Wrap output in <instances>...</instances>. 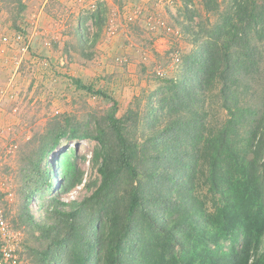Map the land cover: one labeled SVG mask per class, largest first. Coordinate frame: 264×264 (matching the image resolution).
<instances>
[{"label":"trees","instance_id":"16d2710c","mask_svg":"<svg viewBox=\"0 0 264 264\" xmlns=\"http://www.w3.org/2000/svg\"><path fill=\"white\" fill-rule=\"evenodd\" d=\"M219 2L203 0V8L217 11ZM104 12L99 6L79 18L80 46L95 45L98 33L89 40L84 24ZM263 59L264 0H230L207 39L185 56L181 75L151 92L152 126L141 142L136 110L117 116L114 99L91 130L54 117L18 188L17 224L37 230L42 242L34 264H264V98L256 106L243 98V80ZM216 81L226 119L211 128L202 103ZM62 138L98 144V182H86L91 192L79 200L62 198L83 181L75 149L48 161ZM200 185L206 194L196 192Z\"/></svg>","mask_w":264,"mask_h":264},{"label":"rangeland","instance_id":"374dc122","mask_svg":"<svg viewBox=\"0 0 264 264\" xmlns=\"http://www.w3.org/2000/svg\"><path fill=\"white\" fill-rule=\"evenodd\" d=\"M219 1L217 11L207 12L203 0H0V208L11 232L8 247L15 264H34L35 249L42 247L37 230L17 224L18 188L23 165L54 117L61 121L70 116L72 124L91 130L93 118L107 114L114 99L117 116L136 110L133 129L141 142L151 131V92L163 79L181 75L185 56L207 39L210 28L229 10L230 0ZM99 6L105 8L103 16L95 17L96 21L88 17L84 24L89 40L98 33L97 42L92 48L89 42L80 46L78 20ZM93 22H98L97 27ZM16 32L24 36L26 51L20 43L2 40L3 34ZM176 53L180 60L175 63ZM159 69L163 76L157 74ZM72 78L108 97L77 87ZM243 82L247 87L243 98L250 105L260 104L264 59L260 69ZM219 88L216 81L202 103L211 128L226 119ZM164 117L158 126L164 124ZM97 147L94 139L62 138L50 153L48 161L68 148L75 149L84 171L82 183L63 199L79 200L91 192L84 184L98 180L92 159ZM196 192L206 194V188L200 185ZM32 210L39 218L35 198Z\"/></svg>","mask_w":264,"mask_h":264},{"label":"built area","instance_id":"2783aa9c","mask_svg":"<svg viewBox=\"0 0 264 264\" xmlns=\"http://www.w3.org/2000/svg\"><path fill=\"white\" fill-rule=\"evenodd\" d=\"M104 3L105 0H100ZM132 15H128V19L132 21ZM135 17V12H134ZM168 30L170 28H167ZM5 43H20L22 51L27 50V43L24 40V36L19 33H13L11 36H3L2 38ZM180 60V57L176 54L173 55V62H177ZM157 74L160 76L164 75V71L162 69L156 70ZM11 232L8 227V223L6 221V218L3 214V211L0 208V250H1V258H0V264L6 263V264H15L16 260L14 257V254L12 252V248L8 247L10 242V236Z\"/></svg>","mask_w":264,"mask_h":264},{"label":"crops","instance_id":"0c3cea01","mask_svg":"<svg viewBox=\"0 0 264 264\" xmlns=\"http://www.w3.org/2000/svg\"><path fill=\"white\" fill-rule=\"evenodd\" d=\"M4 35L6 36V34H3L2 36H4ZM7 36H8V35H7ZM0 47H1V46H0Z\"/></svg>","mask_w":264,"mask_h":264}]
</instances>
